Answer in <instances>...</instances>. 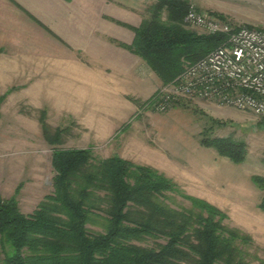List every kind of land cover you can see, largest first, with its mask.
<instances>
[{
  "label": "trees",
  "instance_id": "trees-1",
  "mask_svg": "<svg viewBox=\"0 0 264 264\" xmlns=\"http://www.w3.org/2000/svg\"><path fill=\"white\" fill-rule=\"evenodd\" d=\"M187 8V0H155L149 17L132 28L133 42L121 45L162 84L180 73L183 61H196L226 39L186 29ZM43 116L45 140L59 143L65 129L51 135ZM207 119L208 129L219 124ZM200 144L236 164L244 159L243 144L231 138L201 137ZM51 165L53 191L31 214L21 213L15 198L0 199L1 264H264L249 253L251 238L223 223L224 213L156 169L118 156L98 159L91 149H56ZM251 180L264 190L263 177ZM258 208L264 212V196Z\"/></svg>",
  "mask_w": 264,
  "mask_h": 264
},
{
  "label": "rangeland",
  "instance_id": "rangeland-1",
  "mask_svg": "<svg viewBox=\"0 0 264 264\" xmlns=\"http://www.w3.org/2000/svg\"><path fill=\"white\" fill-rule=\"evenodd\" d=\"M119 1L128 8H135V16L141 21L149 17L147 8L155 2ZM187 2V11L192 8L232 27L247 26L264 31V0ZM165 17L164 12L161 19ZM184 18L186 29L197 34L214 35L187 25ZM185 64L187 61L182 62V67ZM147 75L143 83L149 96L143 103L162 86L152 71L149 70ZM75 76L48 78L51 80L49 84L36 86L32 92H16L12 91L13 88L2 92L6 84L0 82L1 200L15 198L20 212L31 214L44 196L53 191V151L91 149L98 159L118 156L156 169L186 195L215 206L226 215L223 222L226 226L251 238L247 248L249 253L264 259V212L258 208L264 190L251 180L252 176L264 178V116L219 108L204 101H191L166 113H156L142 110V104L131 111L114 108L115 104L106 106L107 100L102 97L94 108L92 104L97 94L91 90L85 99L88 103L83 105L77 94ZM42 113L51 135L56 129H65L59 143L49 144L45 140L40 124ZM122 117L124 120L120 122ZM208 117L219 124L208 129L211 125ZM110 129L111 132L106 133ZM201 137L231 138L241 142L243 161L236 164L227 157L218 156L214 148L200 144ZM175 200L189 206L179 197ZM151 243L148 241L146 245ZM2 260L0 240V264ZM251 264L257 262L253 260Z\"/></svg>",
  "mask_w": 264,
  "mask_h": 264
},
{
  "label": "crops",
  "instance_id": "crops-1",
  "mask_svg": "<svg viewBox=\"0 0 264 264\" xmlns=\"http://www.w3.org/2000/svg\"><path fill=\"white\" fill-rule=\"evenodd\" d=\"M134 10L119 0H0L2 92H32L48 78L76 75L83 105L93 90L94 108L102 97L114 108L141 106L150 69L121 46L141 23Z\"/></svg>",
  "mask_w": 264,
  "mask_h": 264
},
{
  "label": "built area",
  "instance_id": "built-area-1",
  "mask_svg": "<svg viewBox=\"0 0 264 264\" xmlns=\"http://www.w3.org/2000/svg\"><path fill=\"white\" fill-rule=\"evenodd\" d=\"M184 21L225 41L205 56L182 67L162 84L141 109L166 113L179 104L204 101L264 116V31L227 22L189 9Z\"/></svg>",
  "mask_w": 264,
  "mask_h": 264
}]
</instances>
